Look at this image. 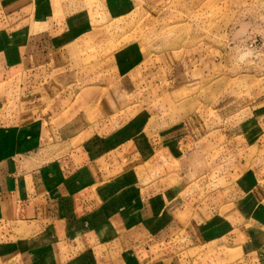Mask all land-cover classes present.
I'll return each mask as SVG.
<instances>
[{"label": "crops", "instance_id": "obj_1", "mask_svg": "<svg viewBox=\"0 0 264 264\" xmlns=\"http://www.w3.org/2000/svg\"><path fill=\"white\" fill-rule=\"evenodd\" d=\"M53 14L45 1L0 0V264H201L217 246L250 252L254 230L264 237L258 174L239 181L236 213L195 200L198 250L182 249L183 227L171 216L184 210L187 186L182 178L166 184L170 173L148 176L172 156L180 158V172L189 171L184 145L173 152L184 128L163 133V148L154 150V137L140 135L137 123L118 133L106 127L117 115L93 119L89 89L75 95L73 58L50 57L58 28L69 23ZM116 76L115 92L154 81L153 72Z\"/></svg>", "mask_w": 264, "mask_h": 264}, {"label": "rangeland", "instance_id": "obj_2", "mask_svg": "<svg viewBox=\"0 0 264 264\" xmlns=\"http://www.w3.org/2000/svg\"><path fill=\"white\" fill-rule=\"evenodd\" d=\"M37 1L52 4L60 24L69 22L58 28L50 57L73 58L75 95L89 89L93 119L105 123L117 115L106 127L118 133L137 123L140 135L154 137V150L163 148V133L184 128L173 152L185 148L189 171L180 172V158L172 156L148 178L170 173L166 184L183 179L185 208L179 213L176 207L171 219L183 227L179 246L194 255L195 200L198 207L218 205L213 212L236 213L233 201L243 195L239 181L248 172L258 174L255 191L264 195V0ZM116 72H153L154 81L115 92ZM194 151L197 156H189ZM254 231L250 252L217 246L199 262L264 264V237Z\"/></svg>", "mask_w": 264, "mask_h": 264}]
</instances>
